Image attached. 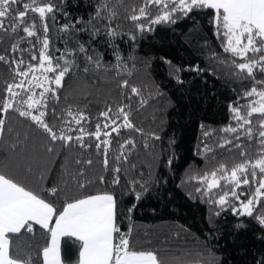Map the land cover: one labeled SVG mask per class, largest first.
Here are the masks:
<instances>
[{
  "label": "trees",
  "instance_id": "16d2710c",
  "mask_svg": "<svg viewBox=\"0 0 264 264\" xmlns=\"http://www.w3.org/2000/svg\"><path fill=\"white\" fill-rule=\"evenodd\" d=\"M53 2L61 11L56 14L57 23H50L49 36L55 47L63 48L59 26L91 19L98 0ZM110 3L117 12L112 27L119 35L109 38L102 29L107 21L93 20L101 27V35L91 37L88 32H78L75 39H68V47H75L78 39L94 50L103 66L95 70L89 65L88 73L66 76L55 106L58 113L68 108L74 113L84 112L91 120L84 126L94 131L101 111L111 107L114 115L119 105L130 104V119L136 128L142 129V134L126 129H121L119 137L113 133L106 170L103 156L95 151L93 138L84 139L85 144H92L88 149L78 147L75 142L67 146L53 143L30 120L16 112L5 115L0 111V119L4 121L0 135V174L38 192L58 210L64 203L87 195L114 194L117 224L124 233L131 229V247L156 253L163 264H264V226L252 217L234 214L227 207L221 210L212 203L211 199L218 198L219 189L204 195L196 190L202 187L198 179L220 165L231 169L245 159L254 162L259 155L257 141L249 142L242 133L240 141L219 147L225 137L231 138L221 130L229 124L235 126L229 105L235 106L252 82L238 77L237 70L227 62L231 57L223 52L221 41L214 35L209 11L194 10L176 23L155 24L151 25V31L139 32L126 17L142 5V0H110ZM147 22L142 19L136 23ZM15 39L0 33V54L13 55L5 50ZM20 46L29 47L27 43ZM24 57L30 59L27 53ZM125 80L126 88L122 87ZM6 82H12V68L0 62V100L4 98ZM132 87L139 89V96L131 93ZM141 99L146 103L141 105ZM245 102L239 100L240 104ZM46 120L51 123L53 117L49 115ZM55 123L59 128V121ZM153 134L160 139H155ZM129 138L136 141V147L130 163L121 165L120 185H112L118 144ZM236 143L245 150L244 156L240 155L241 148L234 146ZM205 145L212 151L205 152ZM88 160L92 161L91 165L86 163ZM131 164H135L134 169ZM131 180L140 183L132 185ZM81 183L84 187H80ZM224 183L221 181L222 187ZM53 186L58 190L56 197L47 192ZM132 187L140 194L139 199ZM254 187V184L243 186L238 191H248L250 196ZM230 199L239 206L238 201ZM261 212H264V200L254 215ZM46 242V234L36 226L34 234L22 233L15 238L11 251L19 258L31 255L35 260ZM62 256L65 264H76L77 247L62 243Z\"/></svg>",
  "mask_w": 264,
  "mask_h": 264
},
{
  "label": "snow or ice",
  "instance_id": "6c2138e0",
  "mask_svg": "<svg viewBox=\"0 0 264 264\" xmlns=\"http://www.w3.org/2000/svg\"><path fill=\"white\" fill-rule=\"evenodd\" d=\"M114 7L110 0H98L91 19L60 25L58 35L62 37L65 46L58 48L49 36L50 23H57L56 14L61 11L53 0H0V33L10 39L16 37L5 50L13 55L0 54V62L12 68V82H6L0 111L5 115L9 111L16 112L20 117L30 120L53 143L60 142L67 146L75 142L78 147L88 149L92 144H85L84 139L93 138L96 141L95 151L103 156L106 170L113 133L119 137L121 129H126L142 134V129L136 128L130 119L131 105H119L114 115H111V107L101 111L99 118L103 119L98 118L94 131L84 126L91 123L84 112L74 113L68 108L58 113L55 105L60 100L59 90L64 87L66 76L75 72L88 73L89 65L95 70L103 66L100 57L94 55V50L78 39L75 40V47H68V39H75V33L78 32H88L91 37H95L101 35L102 29L103 34L109 38L119 35L116 28L112 27V21L117 16ZM194 10L210 12L214 35L221 41L223 52L231 57L227 62L237 70L238 77L252 82V86L240 94L235 106L229 105L235 126L229 124L221 130L231 138L225 137L219 147L232 144L234 140L240 141L241 133L249 142L255 139L259 145V155L254 162L245 159L231 169L222 164L200 177L198 183L202 187L196 190L204 195L219 189L217 199L209 197L212 203L217 204L221 210L227 207L234 214L252 217L264 226V212L254 215L264 200V0H142V5L133 9V13L126 18L134 22L133 26L139 32H144L151 31V25L176 23L177 19L187 17ZM176 13H180V16ZM142 19L148 22L136 23ZM93 20L107 23L101 29ZM76 24L80 27H76ZM85 24L89 27H85ZM20 32L24 35L21 36ZM135 38L131 37L133 40ZM21 43H27L29 47L21 48ZM24 53L30 59H25ZM117 60H120L118 54ZM220 62L225 63L226 60ZM122 87H128L126 80L122 82ZM131 93L137 96L140 94L136 87L131 88ZM240 99L246 102L240 104ZM145 103V100H140L141 105ZM49 115L53 117L51 123L46 120ZM55 121H59V128ZM3 131L4 121L0 119V135ZM154 138L160 139L155 135ZM234 146L241 148V156L245 155L239 143ZM135 147L136 141L132 138L119 142V154L115 156L112 167V185H120L121 165L130 163L129 158ZM48 151L51 152L52 148L49 147ZM204 151L212 149L205 145ZM86 163L91 165L92 161ZM168 163L171 164V160ZM130 167L134 169L135 164ZM80 175L83 176L82 171ZM100 181L104 182L103 176ZM221 181L225 182L223 187ZM129 183L135 185L140 182L131 180ZM253 184L255 187L250 196L248 191H238L243 186ZM80 187H84V184L81 183ZM141 187H144L142 183ZM131 191L136 194V199L140 198L135 187ZM47 192L52 197L58 195L56 186ZM230 197L238 201L239 206L234 205ZM36 226L43 230L47 238L37 258L34 260L31 255L24 258L14 255L11 251L13 240L22 233L34 234ZM130 233L131 229L124 233L117 224V200L112 193L87 195L64 203L58 210L53 202L38 192L0 174V264H65L62 243L77 247L76 264H163L152 251L134 250L130 245Z\"/></svg>",
  "mask_w": 264,
  "mask_h": 264
}]
</instances>
